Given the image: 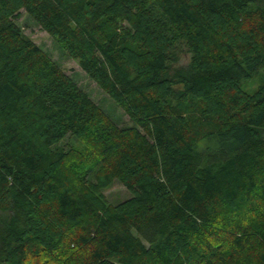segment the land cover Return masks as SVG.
I'll return each instance as SVG.
<instances>
[{"label":"trees","instance_id":"obj_1","mask_svg":"<svg viewBox=\"0 0 264 264\" xmlns=\"http://www.w3.org/2000/svg\"><path fill=\"white\" fill-rule=\"evenodd\" d=\"M22 11L134 126L23 33ZM45 258L264 264V0H0V264Z\"/></svg>","mask_w":264,"mask_h":264},{"label":"rangeland","instance_id":"obj_2","mask_svg":"<svg viewBox=\"0 0 264 264\" xmlns=\"http://www.w3.org/2000/svg\"><path fill=\"white\" fill-rule=\"evenodd\" d=\"M17 25L21 28L23 33L30 37L43 51H45L50 58L55 61L68 76H70L80 88H82L91 99L101 107L104 112L120 127L134 126L130 117L126 112L115 103V101L104 92L90 77L81 69L76 61L68 56V54L61 49L58 43L48 33L43 31L41 27L30 18V16L22 11L21 18L17 21ZM178 60L171 64L172 74L181 68H186L190 62V55L186 50L177 54ZM182 86H177L176 90H181ZM106 196L113 199V201H121L127 198L126 188L121 184H115L112 188L105 192ZM80 260V258L78 257ZM50 261V258H45L39 264H45ZM32 262V261H31ZM33 264H38L34 262Z\"/></svg>","mask_w":264,"mask_h":264}]
</instances>
